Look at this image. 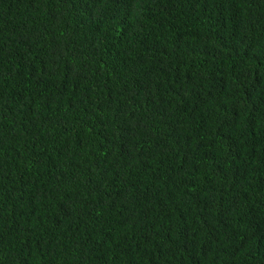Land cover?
Masks as SVG:
<instances>
[{
  "label": "trees",
  "instance_id": "16d2710c",
  "mask_svg": "<svg viewBox=\"0 0 264 264\" xmlns=\"http://www.w3.org/2000/svg\"><path fill=\"white\" fill-rule=\"evenodd\" d=\"M0 264H264V0H0Z\"/></svg>",
  "mask_w": 264,
  "mask_h": 264
}]
</instances>
